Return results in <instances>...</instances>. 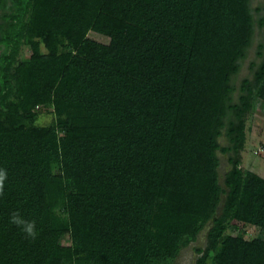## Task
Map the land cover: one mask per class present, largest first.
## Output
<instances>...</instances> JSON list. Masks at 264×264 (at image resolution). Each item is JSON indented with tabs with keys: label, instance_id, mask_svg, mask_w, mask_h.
<instances>
[{
	"label": "trees",
	"instance_id": "1",
	"mask_svg": "<svg viewBox=\"0 0 264 264\" xmlns=\"http://www.w3.org/2000/svg\"><path fill=\"white\" fill-rule=\"evenodd\" d=\"M254 25L251 0H0V264H176L212 220L196 264H264V238L234 234L264 230L239 157L264 59L233 100Z\"/></svg>",
	"mask_w": 264,
	"mask_h": 264
},
{
	"label": "rangeland",
	"instance_id": "2",
	"mask_svg": "<svg viewBox=\"0 0 264 264\" xmlns=\"http://www.w3.org/2000/svg\"><path fill=\"white\" fill-rule=\"evenodd\" d=\"M251 8L255 19L254 34L251 45L247 49L246 58L242 62L241 69L235 78L234 84L237 87L233 94L234 102L239 100L240 85L244 78H254L255 72L258 70L259 65L264 59V55L259 53L260 50L264 53V25L260 26L259 18L264 16V0H251ZM89 37L101 41L108 42L109 38L103 36L95 31L89 33ZM44 49V47H43ZM45 50V49H44ZM31 50L28 47L23 49V56L29 57ZM39 112L36 124L49 125L53 122L55 114L53 107L44 106L37 109ZM226 128L223 130L222 136L219 138V142L223 146L230 144V141L226 135ZM262 150V151H261ZM259 151V153H255ZM235 152L224 153L221 150L218 151V156L221 160L219 166L220 183L225 187V177L227 172L232 168L230 157L235 156ZM239 157L242 160V166L259 173L264 176V88H262L259 98L257 99L255 110L248 118V140L247 148L245 151L239 153ZM226 195L222 196V202L219 205L217 216L222 213L225 203ZM213 225V220L208 223L206 228L199 234L198 239L185 248L176 264H196L200 254L197 252L198 247H206L207 245V233ZM243 233L245 238L253 239L257 237L264 238V230L253 224H245L238 222V229L234 231V234Z\"/></svg>",
	"mask_w": 264,
	"mask_h": 264
},
{
	"label": "clouds",
	"instance_id": "3",
	"mask_svg": "<svg viewBox=\"0 0 264 264\" xmlns=\"http://www.w3.org/2000/svg\"><path fill=\"white\" fill-rule=\"evenodd\" d=\"M7 179V170L0 168V196L4 193L5 181ZM10 223L22 230L26 237L35 239L37 230L35 221L24 219L18 212L13 213L10 217Z\"/></svg>",
	"mask_w": 264,
	"mask_h": 264
},
{
	"label": "built area",
	"instance_id": "4",
	"mask_svg": "<svg viewBox=\"0 0 264 264\" xmlns=\"http://www.w3.org/2000/svg\"><path fill=\"white\" fill-rule=\"evenodd\" d=\"M262 151V150H261ZM255 153H259V151H255Z\"/></svg>",
	"mask_w": 264,
	"mask_h": 264
}]
</instances>
